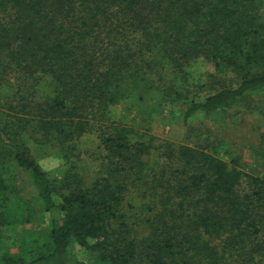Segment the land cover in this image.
Listing matches in <instances>:
<instances>
[{
  "label": "trees",
  "instance_id": "1",
  "mask_svg": "<svg viewBox=\"0 0 264 264\" xmlns=\"http://www.w3.org/2000/svg\"><path fill=\"white\" fill-rule=\"evenodd\" d=\"M198 59L216 72L193 88ZM263 91L264 0H0V264H264V171L221 139L155 150L111 116L132 102L218 123ZM85 134L104 151L91 178ZM52 153L58 180L37 158Z\"/></svg>",
  "mask_w": 264,
  "mask_h": 264
},
{
  "label": "rangeland",
  "instance_id": "2",
  "mask_svg": "<svg viewBox=\"0 0 264 264\" xmlns=\"http://www.w3.org/2000/svg\"><path fill=\"white\" fill-rule=\"evenodd\" d=\"M183 71L186 82L193 88L205 82L210 73L216 72L214 64L203 59L193 61L185 66ZM161 74L162 71L155 74V77L157 78ZM40 89L43 93L51 90L48 78L41 81ZM201 92L202 95L206 93L205 91ZM143 113L134 107L132 102L121 103L111 108L112 118L120 119L130 125L134 129L135 135L152 144L153 149L168 140L175 143L194 144L200 142L206 144L221 139L229 145V150L241 155V162L247 172L255 173L254 171L257 169L264 171V137H262L264 134V91L254 95L252 99L242 105L230 109L227 118L220 119L218 123L211 118L197 117L190 121V126H187L177 117V111H167L159 116L152 114V118L146 117L149 115L147 111L145 114ZM79 146L81 149V158L79 157L81 160L78 162L79 170L91 178L104 161L103 148L94 134H85L81 138ZM155 150H153V157L157 161L158 152H154ZM37 158L52 180H58L68 167V164L57 153L38 154ZM259 161H262V164L258 165ZM10 176L14 180L12 183L22 190L21 193L30 198L33 190L28 187L27 176L20 170H13ZM135 200L138 205L136 211H138L141 199L136 197ZM11 236L16 238L15 233L7 231L5 237L9 243L14 240ZM9 243L7 244L9 245ZM16 249L17 247L14 245L12 250L16 251ZM71 253L79 260L88 262L91 260L89 253L77 245L73 246Z\"/></svg>",
  "mask_w": 264,
  "mask_h": 264
}]
</instances>
